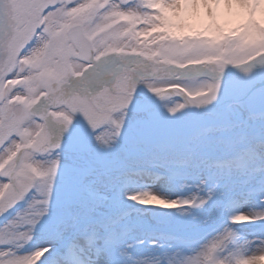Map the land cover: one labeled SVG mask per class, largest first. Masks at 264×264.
<instances>
[{
    "label": "snow or ice",
    "instance_id": "snow-or-ice-1",
    "mask_svg": "<svg viewBox=\"0 0 264 264\" xmlns=\"http://www.w3.org/2000/svg\"><path fill=\"white\" fill-rule=\"evenodd\" d=\"M121 14H142L139 0H0V264H44L46 252L51 264H203L205 256L210 264H236L239 245L250 253L244 259L264 254V236L241 244L231 228L240 198L258 200L261 209L245 215L264 221V178L249 186L264 167L222 162L248 142L241 114L245 98H264V68L190 65L183 71L195 81L179 70L159 80L156 66L110 38L112 18ZM221 91L231 103L201 113L195 129L161 125V112L174 117L209 105ZM77 116L100 152L112 150L128 127V159L113 164L81 150L79 162L61 172L63 140ZM250 119L264 121V110ZM247 152L264 155V138ZM138 181L141 189H129ZM158 181L194 191L162 198L152 189ZM133 192L139 203L129 199ZM125 200L178 211L129 208ZM147 216L203 230V242L184 244L153 229ZM42 222L55 242L48 247L33 245ZM134 232L143 237L137 246L152 240L160 254L133 256L127 241Z\"/></svg>",
    "mask_w": 264,
    "mask_h": 264
},
{
    "label": "clouds",
    "instance_id": "clouds-1",
    "mask_svg": "<svg viewBox=\"0 0 264 264\" xmlns=\"http://www.w3.org/2000/svg\"><path fill=\"white\" fill-rule=\"evenodd\" d=\"M141 13L112 18L114 42L133 57L156 66L157 79L177 74L192 82L190 65L264 68V0H139ZM253 5L255 10L253 11ZM208 76L210 73H200ZM211 93L204 91L203 96ZM140 202L138 194L129 196ZM162 202L161 206H163ZM243 213L234 224L249 221ZM245 257L244 245L234 250L236 264H264V254ZM203 264H210L205 256Z\"/></svg>",
    "mask_w": 264,
    "mask_h": 264
},
{
    "label": "rangeland",
    "instance_id": "rangeland-1",
    "mask_svg": "<svg viewBox=\"0 0 264 264\" xmlns=\"http://www.w3.org/2000/svg\"><path fill=\"white\" fill-rule=\"evenodd\" d=\"M255 5H253V11L255 10ZM138 93H144L147 95L144 89H138ZM232 97L226 96L223 91L218 93L217 99L212 101L209 105L202 106L200 108L190 107L184 111L178 112L174 117H168V114L161 112L160 123L164 128L167 129H177V128H187L195 129L197 126L198 118L201 113L219 111L224 108L227 104L231 103ZM246 107L242 110L241 119L246 121L248 124L247 135L248 142L245 145L238 146L237 149L228 157L222 160L223 163L230 164L232 167H264V155L257 154L253 156L247 149L255 147L259 141L264 138V121L259 119L251 120V114H258L261 110H264V98L260 96H254L251 99L245 98L244 101ZM136 117L130 116V125L134 124ZM94 133L90 132L87 127L86 122L82 117L77 116L70 131L65 135L63 140L62 151V167L61 172H63V166L72 167L79 162V156L81 150H85L92 154H99L102 158L108 160L113 164H119L125 162L128 159V149H129V131L128 127L122 129L121 137L115 147L106 152H100L97 148L95 141L93 139ZM90 142V143H89ZM264 178V173H256L250 187H258L261 179ZM59 184V181H57ZM144 181H138L134 184L129 185V189H141ZM191 183V181H189ZM152 189L161 194L162 198L177 199V198H187L190 196L194 189L189 187L180 190L176 185L167 184L164 182H156L152 185ZM132 194H137L133 192ZM125 204L129 208H151L154 213H176L177 209H162L158 206H142L131 200H125ZM261 205L256 199L240 198L237 199L232 206V213H244L251 214L261 209ZM55 201L52 202V212H55ZM200 214L201 213H196ZM134 216V214H133ZM148 224L152 225L153 229L165 234L177 236L180 241L184 244L191 245L193 247L197 246L199 243L203 242V237L205 235L203 230L196 229H184L183 227L173 223L172 225H166L159 222L153 216L145 217ZM38 224L34 233V246L48 247L49 243H55L49 241V232L42 226ZM231 228L237 233L240 238V243L243 244L244 240L252 241L256 238L264 236V221H248L241 224H232ZM143 239L139 232H134L131 237H129L127 243H133L134 247L130 249V252L135 257H150L157 256L162 251L157 247H152V240H145L143 246H137L138 242ZM169 243L173 248L182 246L178 244L176 240H170ZM55 248L52 249L54 253ZM250 254L245 249V255ZM44 264H51V254L46 252L44 257ZM100 264H106L104 260H101Z\"/></svg>",
    "mask_w": 264,
    "mask_h": 264
}]
</instances>
